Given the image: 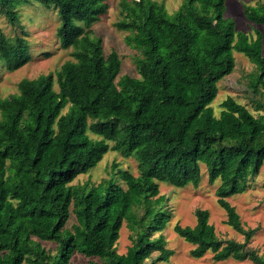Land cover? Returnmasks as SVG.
<instances>
[{
    "label": "trees",
    "instance_id": "obj_1",
    "mask_svg": "<svg viewBox=\"0 0 264 264\" xmlns=\"http://www.w3.org/2000/svg\"><path fill=\"white\" fill-rule=\"evenodd\" d=\"M31 1L0 0L22 32L21 9ZM38 1L56 10L64 48L89 49L55 74L22 80L18 94L0 101V264H75V253L87 264L170 263L175 252L163 232L173 204L160 185L198 187L201 165L210 184L219 183L226 225L244 242L220 239L202 209L194 227L176 224L174 232L193 246L194 259L211 253L216 263L264 264L249 246L258 229L246 228L228 201L247 192L264 166V0L244 9L262 28L255 38L225 17L227 0H183L173 14L155 0H121L115 27L138 53L139 77H119L122 58L116 51L105 56L102 38L87 29L108 13V0ZM235 53L256 66L250 86L261 98L257 115L232 97L219 116L212 106L218 84L235 70ZM31 59L29 43L11 44L0 31L3 67L16 71ZM110 151L134 157L139 176L114 163L101 193L72 185ZM137 195L151 208L134 221ZM72 213L76 224L68 229ZM125 223L131 246L119 254Z\"/></svg>",
    "mask_w": 264,
    "mask_h": 264
},
{
    "label": "rangeland",
    "instance_id": "obj_2",
    "mask_svg": "<svg viewBox=\"0 0 264 264\" xmlns=\"http://www.w3.org/2000/svg\"><path fill=\"white\" fill-rule=\"evenodd\" d=\"M121 0H108L109 10L100 21L87 29H92L97 37L103 40L105 56L116 51L122 58V71L119 77L129 75L139 77L136 70L135 60L138 53L128 48L125 44V37L128 33L120 32L115 24L121 19L119 3ZM165 5L170 14L176 12L183 0H155ZM259 0H227L225 17L236 23L238 31L247 33L250 37H256V30L262 28L256 26L246 19L244 9L246 6H255ZM24 32L15 28L6 19L0 9V31L6 41L14 45L23 42L29 43L31 47V61L24 67L10 71L0 64V101L19 93L18 85L24 80L36 79L41 75L55 74L67 61H74L73 55L89 49L81 45L64 48L58 38L60 27L59 16L53 7L42 4L38 0H32L30 5L21 9ZM26 33V34H25ZM236 67L234 72L222 80L219 86V93L213 103L217 116L221 112V104L229 97L237 102L246 105L254 114L256 104L261 98L251 90V80L257 73L256 66L244 55L235 53ZM2 114L0 113V121ZM116 163L120 169L130 171L135 177L139 176L138 162L134 157L123 158L116 152L110 151L98 165L86 174L80 175L72 185L74 187L90 185V191L101 193L104 182L112 178V165ZM203 178L198 187L188 186L183 189H176L164 184L160 185L161 195L168 197L173 204L171 207V222L163 234L168 241V248L175 252L170 263L157 264H253L249 261L236 262L229 260L216 263L212 254H207L202 259H194L190 252L193 246L185 242L174 232V225L180 224L183 227L196 225L195 212L198 209L208 210L210 223L214 225L217 236L220 239H232L244 242V237L236 233L226 225V212L218 205L216 191L219 183L210 184L206 166L201 165ZM250 188L247 192L228 199L241 217L242 223L248 229H258L257 234L250 243V248L257 250L264 255V166L260 173L251 179ZM154 200V199H153ZM153 202V201H152ZM151 208V200H145L144 196L137 195L131 207V215L134 221L141 219ZM73 210V209H72ZM76 224V217L72 213L67 225L71 229ZM131 232L125 223L121 230V237L117 245L119 254L127 252L131 246L129 239ZM47 249H53V244L43 243ZM156 255L153 256L155 258ZM88 259L82 254L75 253L73 262L75 264H87ZM152 259L149 260V263Z\"/></svg>",
    "mask_w": 264,
    "mask_h": 264
}]
</instances>
